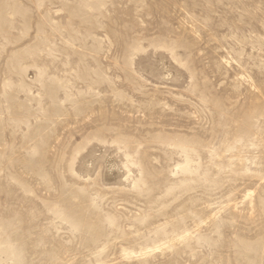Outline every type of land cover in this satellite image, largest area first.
I'll use <instances>...</instances> for the list:
<instances>
[{
    "label": "rangeland",
    "instance_id": "374dc122",
    "mask_svg": "<svg viewBox=\"0 0 264 264\" xmlns=\"http://www.w3.org/2000/svg\"><path fill=\"white\" fill-rule=\"evenodd\" d=\"M0 264H264V0H0Z\"/></svg>",
    "mask_w": 264,
    "mask_h": 264
},
{
    "label": "bare ground",
    "instance_id": "6f19581e",
    "mask_svg": "<svg viewBox=\"0 0 264 264\" xmlns=\"http://www.w3.org/2000/svg\"><path fill=\"white\" fill-rule=\"evenodd\" d=\"M248 195H250V194H248Z\"/></svg>",
    "mask_w": 264,
    "mask_h": 264
}]
</instances>
